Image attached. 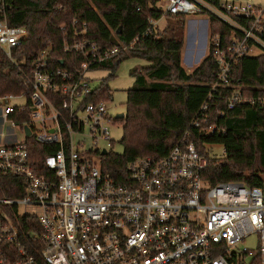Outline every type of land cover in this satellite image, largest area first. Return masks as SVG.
Wrapping results in <instances>:
<instances>
[{"label": "built area", "instance_id": "1", "mask_svg": "<svg viewBox=\"0 0 264 264\" xmlns=\"http://www.w3.org/2000/svg\"><path fill=\"white\" fill-rule=\"evenodd\" d=\"M158 7L164 15H205L209 29L212 18L226 26L209 36L217 65L211 93L167 155L133 159L125 180L117 181L103 162L113 151L100 142L113 145L109 125L118 119L107 101L87 100L96 89L87 73L131 44L104 48L86 36L83 22L75 28L76 40L65 44L84 57L76 76L49 65L50 48L39 52L23 72V92L0 99L2 122L11 125L8 132L0 127L8 140L0 145V264H264V185L213 184L205 177L208 159L191 133L220 130L217 123L202 125L209 123L215 93L230 86L240 59L264 53V4L160 0ZM160 20L150 21L158 27ZM28 37L27 28L0 20V48L9 58ZM17 98L24 103L12 105ZM248 102L240 88L225 98L227 110ZM24 113L26 119H15ZM30 137L48 146L41 162ZM6 178L19 196L2 192ZM251 236L257 249L240 248Z\"/></svg>", "mask_w": 264, "mask_h": 264}, {"label": "trees", "instance_id": "2", "mask_svg": "<svg viewBox=\"0 0 264 264\" xmlns=\"http://www.w3.org/2000/svg\"><path fill=\"white\" fill-rule=\"evenodd\" d=\"M160 0H0V20L11 26L25 27L29 37L14 48L12 58L0 48V99L8 94L19 95L24 90L23 72L42 50L50 48L49 65L63 68L74 76L82 69L84 57L65 44L76 40L75 28L87 23V37L104 48L120 43L130 45L109 61L91 69L115 70L128 56L146 60L147 65L130 71L135 79L127 91L126 112L117 121L123 124V154L111 152L103 162L104 168L117 181L127 177V164L137 157H164L181 140L198 110L211 93L216 80L217 65L209 55L193 71L182 64L184 50V22L160 29L150 20L164 15ZM218 3L219 0H212ZM78 20V24H75ZM66 25L65 29L61 27ZM226 26L215 18L210 21V32L223 33ZM135 39H138L135 41ZM135 41V42H134ZM114 76V72L110 77ZM235 88L251 102L227 110L225 98ZM208 111L209 123H217L220 130L205 135L191 129L194 143L208 159L205 177L213 184L222 181L240 182L249 187L264 185V53L240 59L230 76V86L219 88ZM112 92L107 79L93 91L89 101H109ZM224 112L222 117L218 113ZM28 113L14 117L18 121ZM16 116V115H15ZM1 124V119H0ZM31 152L41 162L50 153L48 146L34 137L27 139ZM222 144L223 157H214L207 144ZM10 180L3 182V193L19 196L10 189Z\"/></svg>", "mask_w": 264, "mask_h": 264}, {"label": "rangeland", "instance_id": "3", "mask_svg": "<svg viewBox=\"0 0 264 264\" xmlns=\"http://www.w3.org/2000/svg\"><path fill=\"white\" fill-rule=\"evenodd\" d=\"M256 2H262L264 0H255ZM184 22V50L182 55V62L186 67L187 72H191L188 69L197 68L202 61L209 55V20L205 15H189L186 17H162L158 23L160 29H165L169 26H176L179 21ZM255 55L260 54L258 50L254 52ZM147 61L139 57L128 56L123 59L118 67L113 70L111 68H99L90 69L87 73L92 79V87L96 88L102 80L107 79L109 88L111 89L112 96L107 102L108 110L112 117L118 114L126 112V101H127V91L133 87L135 79L131 76L130 71L134 68H142L147 65ZM114 72V76L110 75ZM24 99H14L11 101L12 105L23 104ZM1 107V102H0ZM2 108V107H1ZM0 108V119L1 111ZM3 132H8L11 125L9 123H3L1 119L0 124ZM110 135L113 139V145L108 146L109 142L101 141L100 145L108 147L109 151H113L116 154L124 153V146L122 144V139L124 136L123 124L120 122H115L109 125ZM18 134V139H23V133L19 128L15 130ZM79 137V136H78ZM8 142L4 136L0 134V145ZM207 151L211 156L223 157L225 155V147L222 144H207ZM258 247V239L256 236H251L240 244V248H247L250 250H256Z\"/></svg>", "mask_w": 264, "mask_h": 264}, {"label": "water", "instance_id": "4", "mask_svg": "<svg viewBox=\"0 0 264 264\" xmlns=\"http://www.w3.org/2000/svg\"><path fill=\"white\" fill-rule=\"evenodd\" d=\"M124 116H125V113H121V114H118L116 116V118L117 119H122V118H124ZM27 133L30 134V130L28 128H27ZM103 153L106 154V151H104Z\"/></svg>", "mask_w": 264, "mask_h": 264}, {"label": "crops", "instance_id": "5", "mask_svg": "<svg viewBox=\"0 0 264 264\" xmlns=\"http://www.w3.org/2000/svg\"><path fill=\"white\" fill-rule=\"evenodd\" d=\"M182 55H183V54H182ZM182 64H183V62H182ZM183 66H184V64H183ZM184 68H186V67L184 66ZM188 70L193 71V69H188Z\"/></svg>", "mask_w": 264, "mask_h": 264}]
</instances>
